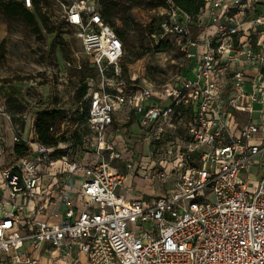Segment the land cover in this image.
Masks as SVG:
<instances>
[{
	"label": "built area",
	"instance_id": "built-area-1",
	"mask_svg": "<svg viewBox=\"0 0 264 264\" xmlns=\"http://www.w3.org/2000/svg\"><path fill=\"white\" fill-rule=\"evenodd\" d=\"M19 1L34 11L33 0ZM50 1L100 81L94 88L85 79L87 114L76 135H63L65 112L49 127L50 145L36 139L34 100L13 114L0 99L13 156L0 168V264H264V0H204L199 15L207 20L196 19L195 38L171 0L150 9L160 40L177 37L188 61V75L157 86L122 75L124 50L101 15L102 0ZM259 100L257 119L234 132V112L252 114ZM119 109L138 129L121 146L113 131ZM135 143L147 147L145 158L154 150L163 161L151 170L149 159L134 164ZM17 144L25 148L20 158ZM6 149L0 136L1 158ZM138 170L171 180L173 190L128 195V172Z\"/></svg>",
	"mask_w": 264,
	"mask_h": 264
},
{
	"label": "rangeland",
	"instance_id": "rangeland-1",
	"mask_svg": "<svg viewBox=\"0 0 264 264\" xmlns=\"http://www.w3.org/2000/svg\"><path fill=\"white\" fill-rule=\"evenodd\" d=\"M42 6L44 12H49L51 16L50 19L48 18L49 22L61 26L58 37L54 34H46L40 22H38L40 33L37 34L31 26L26 25L17 16L6 15L0 11V87H6L13 92L19 91L20 101L32 99L36 102L37 108L45 107L49 102H52L55 107L70 113L71 119L64 124L63 135L72 138L73 133L78 128L75 126V122L72 121L73 113L75 110L80 112V106L87 104L85 100H82L80 105L74 99L75 90L81 83L77 70L78 66L88 62V58L81 51L80 41L75 35V29L60 21L59 7L50 0H42ZM40 13L42 14L41 10ZM128 17L140 27L126 31V39L135 53L143 52V55L139 59H135L129 57L127 50H125L123 56L129 58V62L126 64L127 75L135 76L141 83L146 82L154 86L178 82L185 72L188 61L177 49L173 36L169 35L166 38L171 40V44L164 50L156 51L154 49L161 35L155 11L148 10L145 7L121 8L120 11L114 13L112 21L116 25H121ZM149 23L151 31L147 27ZM140 30L145 31L142 38V47L138 43ZM163 39L165 40V37ZM62 45L64 46V53L60 50ZM122 63L123 59L121 65ZM190 77H192V73H190ZM99 81L98 76L93 78L94 88L99 84ZM83 82H85V79ZM245 91L250 92V88H246ZM20 101L18 102L20 103ZM260 107V100L251 104L254 112L253 117H255V112ZM15 110L20 111V109ZM137 130L130 112L128 113L124 109L116 111L113 129L116 133V145L121 146L123 143L134 142V139L138 136ZM7 133L11 138L10 131H7ZM10 144L12 145L11 140ZM134 147L138 153V159L134 164L149 159L151 161L148 162L147 169L151 170L158 159L163 161L162 158L157 157V151L153 150L152 155L145 158L148 154L147 147H143L140 143H135ZM8 149L9 147L0 167L7 165L12 160V153ZM158 153H160V150ZM128 178H131L130 190L128 191L130 196L152 199L159 195L168 194L173 190L171 180H149V178H144L143 170H138L136 174L131 171L130 174L128 172L126 180ZM257 182V168L254 163L249 168L250 189Z\"/></svg>",
	"mask_w": 264,
	"mask_h": 264
},
{
	"label": "trees",
	"instance_id": "trees-1",
	"mask_svg": "<svg viewBox=\"0 0 264 264\" xmlns=\"http://www.w3.org/2000/svg\"><path fill=\"white\" fill-rule=\"evenodd\" d=\"M175 8L183 15L189 18L190 26L189 29L191 31L192 38H195L196 35L201 31L200 27L195 26V21L200 14V10L204 5V0H171ZM34 3V11L31 12L25 9L19 0H0V11L6 15H14L20 18L26 25L31 26L33 31L37 34L40 33V26L38 22H40L41 27L44 29L46 34H54L58 37L60 33L61 26L58 24H52L48 21L46 16L40 13V8L38 6V1L33 0ZM165 5L164 0H102L101 2V15L104 21L112 28L114 35L116 36L117 40L121 43L123 50H127V54L129 57H133L135 59H139L143 52L135 53L131 46L129 45L125 32L128 30H135L140 27L138 24L134 23L132 19L129 17L124 20V23L121 25H116L112 21V16L116 11H120L121 8L124 9H131L132 7H145L146 9L150 10L152 8L163 6ZM148 30L150 29V23L147 25ZM144 30H140V37H139V45L142 47V38ZM174 43L177 45L179 40L177 37H174ZM168 41V43H167ZM169 44H171V40L166 39L165 41L160 40L157 42V45L154 47L156 51L164 50ZM62 53L65 52L64 46L60 47ZM127 62H129L128 56H123V63L121 65L122 68V75L125 77L129 84H137L139 80L137 78L131 79L130 75L126 73ZM187 69V68H186ZM185 74L188 75V72ZM79 78L81 83L79 84L78 88L75 90L74 99L79 102L83 99L86 94V84L84 79L86 77L95 78V70L94 68L89 66V63H84L82 66L78 68ZM73 122H77L82 120L87 114V104L82 106L81 111L75 110L73 113ZM65 116V111L53 106L52 102H49L45 107L38 110L36 112V117L34 120V132L36 139L46 145L54 144L55 139L53 134L49 131V127L54 125L56 122L63 119ZM77 133L74 132L73 135L75 136ZM13 152L17 158H20L25 153V148L20 145L13 146Z\"/></svg>",
	"mask_w": 264,
	"mask_h": 264
},
{
	"label": "crops",
	"instance_id": "crops-1",
	"mask_svg": "<svg viewBox=\"0 0 264 264\" xmlns=\"http://www.w3.org/2000/svg\"><path fill=\"white\" fill-rule=\"evenodd\" d=\"M197 19L201 20L202 22H205L207 20V15L201 14L197 17ZM19 91H12L11 89H8L6 87H0V99L3 100L8 109L13 113L16 114V110L15 109H19V105L22 103V101H20V97H19ZM20 101V103L18 102ZM253 104V103H252ZM54 105L52 104V107ZM43 108V107H42ZM42 108H34V111H38ZM256 115L255 117H253V114H245V113H235L233 114V119L231 122V129L235 132L237 131L240 127H242L243 125H245L249 119H253L256 120L257 119V112H255ZM7 131H10L11 136H12V132L11 130H9L6 125L2 122V120L0 119V136L5 139V146L8 148L9 147V152H11L12 149V145L10 144V135H8ZM7 151V149H6ZM4 158L0 157V164L3 162ZM1 168V167H0ZM131 179V178H130ZM130 179L128 178L127 180H125L126 185L129 187L130 185ZM132 196V195H131ZM135 197V196H132ZM143 199V198H142ZM8 208V206H7Z\"/></svg>",
	"mask_w": 264,
	"mask_h": 264
}]
</instances>
